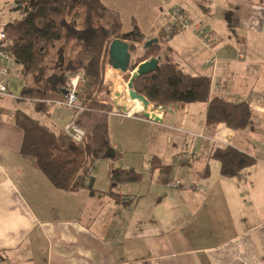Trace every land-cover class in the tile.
Returning <instances> with one entry per match:
<instances>
[{
    "label": "crops",
    "instance_id": "crops-1",
    "mask_svg": "<svg viewBox=\"0 0 264 264\" xmlns=\"http://www.w3.org/2000/svg\"><path fill=\"white\" fill-rule=\"evenodd\" d=\"M101 1L124 32L136 22L147 40L159 41L175 7L206 27L211 47L193 26L169 37L170 54L185 71L210 77L211 95L246 100L254 118L243 130L208 127L206 102L164 109L150 103L148 118L115 110L108 118L114 157L97 163L98 193L64 191L20 153L23 130L14 116L22 110L63 128L74 111L53 105L46 120L34 116L33 101L18 99L22 66L0 56L16 96H0V264H264V0ZM241 47L246 55L238 58ZM106 70L113 90L120 88L121 72ZM223 146L254 163L240 175H223L213 157ZM114 168L142 173L139 182L116 189L121 201L106 193ZM175 178L182 183L172 187Z\"/></svg>",
    "mask_w": 264,
    "mask_h": 264
},
{
    "label": "trees",
    "instance_id": "trees-1",
    "mask_svg": "<svg viewBox=\"0 0 264 264\" xmlns=\"http://www.w3.org/2000/svg\"><path fill=\"white\" fill-rule=\"evenodd\" d=\"M16 7L21 9L22 17L7 22L4 29L6 51L22 66L24 74L25 85L18 99L31 100L36 111L48 113L57 100L63 99V89L72 75L80 72L84 79L76 104L83 108L76 122L86 131L80 142L64 128L50 126L25 111L17 110L14 116L16 125L23 130L20 153L58 189L98 193L93 186L94 172L98 161L107 158L106 152L113 146L108 118L114 106L103 103L107 102L103 94L99 95L103 102L95 96L103 89L105 77L108 81L105 67L109 45L115 38L128 41L131 54H136L131 70L146 59L158 58V67L133 83L149 102L157 106L206 102L208 127L225 123L243 130L254 118V110L246 100L211 95L210 77L191 74L173 59L166 43L178 30L168 32L164 27L159 41L140 54L139 47L147 39L136 22L129 32H124L118 16L101 0H27ZM213 157L220 161L221 173L226 176L240 175L255 160L232 146L216 148ZM157 161L154 158L152 164ZM89 171L93 174L88 175ZM141 179L142 173L134 168H114L106 193L121 201L122 195L116 189Z\"/></svg>",
    "mask_w": 264,
    "mask_h": 264
},
{
    "label": "built area",
    "instance_id": "built-area-1",
    "mask_svg": "<svg viewBox=\"0 0 264 264\" xmlns=\"http://www.w3.org/2000/svg\"><path fill=\"white\" fill-rule=\"evenodd\" d=\"M27 0L21 1L19 4L17 3L16 6H22L23 4H26ZM169 22L166 25V30L168 32H171L173 30H178V31H184V30H189L192 29L193 21L189 17V15L184 12L182 9L179 7L173 8L169 13ZM195 34L198 37V39L206 46V47H211L212 44V38L210 35L209 30L204 27L201 24H195ZM8 46V40H7V35L4 29V25L0 24V56L3 58H13L7 51L6 47ZM238 58H243L246 55V49L241 47L238 50ZM208 63H215L216 58H212L207 60ZM8 75H9V68L7 66H0V96H7V97H12L15 98L16 96L10 91L9 86H8ZM82 73L77 72L74 75H72L66 82V87L65 90L66 92L64 93V97L61 100L56 101V105L58 106H66L71 109H74L75 114L74 117L71 121H69L63 128L64 131L75 141L80 142L83 140V138L86 135L85 129L80 126L76 122V117L77 114L80 110L83 108L78 107L77 108V94L79 91V83L82 81ZM123 114L126 115H131L130 112H125ZM183 159L181 155H179L176 160L179 162ZM93 174L92 171H89L88 175ZM181 180L180 179H171L169 180L168 184L172 187H177L181 185Z\"/></svg>",
    "mask_w": 264,
    "mask_h": 264
},
{
    "label": "water",
    "instance_id": "water-1",
    "mask_svg": "<svg viewBox=\"0 0 264 264\" xmlns=\"http://www.w3.org/2000/svg\"><path fill=\"white\" fill-rule=\"evenodd\" d=\"M158 42L157 38L149 39L144 43V47L148 48L152 43ZM109 65L113 68L120 70L121 72H126L131 69L132 63V54L129 49V42L121 39L115 38L109 45ZM158 67V58H150L138 63L133 69L132 74L127 82L128 95L130 98H138L143 102V104L147 107L151 102H149L143 94L138 93L134 87V80L138 77H141ZM65 93L66 90L63 89ZM116 96H121L119 92H116ZM159 106V105H158ZM164 109L165 106H159ZM143 117H150V113L147 111L139 113ZM106 157L113 158L114 150L113 148L108 149L106 152Z\"/></svg>",
    "mask_w": 264,
    "mask_h": 264
},
{
    "label": "rangeland",
    "instance_id": "rangeland-1",
    "mask_svg": "<svg viewBox=\"0 0 264 264\" xmlns=\"http://www.w3.org/2000/svg\"><path fill=\"white\" fill-rule=\"evenodd\" d=\"M17 2L16 0H0V24L1 25H5L7 22L12 21L16 18H18L19 16L22 15V12L19 8L16 7ZM168 22H169V16H167ZM166 27V26H165ZM185 31V30H184ZM176 37V35H174L172 38ZM144 45H141L140 47H142ZM139 53V52H138ZM136 56V54H132V59H134ZM107 66H109V63L106 64L105 67V74H106V69ZM122 74V80H119L122 84L120 88L114 89L113 90V86L111 85V83H108V81H106V77L104 78V87L101 91H99L98 93H96L95 99L99 102H103L99 100V95L100 94H105V95H110V99L108 102H103L106 104H110L111 106H114L113 109L114 111L116 110L119 113H127L130 112L131 114L133 113H141V112H137V111H130L127 109V105L125 103V98L129 97L128 95V89L126 86V83L128 82L131 74H132V70H128L126 72H121ZM83 78V76H82ZM123 81V82H122ZM84 86V79H82V81H80L79 83V90ZM116 90H121L119 93L121 94V96H116ZM114 96L116 98H114ZM114 98V99H113ZM120 99V101L118 102L117 100ZM116 101V102H115ZM161 106V105H160ZM149 105L147 106V110L148 111ZM33 111V115L40 117V119H45L46 120V115L43 113H38L34 110ZM75 114V111H74ZM66 125V124H65Z\"/></svg>",
    "mask_w": 264,
    "mask_h": 264
},
{
    "label": "bare ground",
    "instance_id": "bare-ground-1",
    "mask_svg": "<svg viewBox=\"0 0 264 264\" xmlns=\"http://www.w3.org/2000/svg\"><path fill=\"white\" fill-rule=\"evenodd\" d=\"M111 66V65H110ZM113 68V67H112ZM115 69V68H113ZM118 70V69H116ZM120 71V70H118ZM121 72V71H120ZM126 86H127V83H126ZM117 92H120L121 90H116ZM128 92V91H127ZM118 97V96H117ZM114 98H116L114 96ZM113 98V99H114ZM125 100V103H126V107L128 110L130 111H137V112H144L147 110V107L143 104V102L141 100H139L138 98H130V97H127L124 99ZM118 102L120 101V99L117 100ZM116 102V101H115Z\"/></svg>",
    "mask_w": 264,
    "mask_h": 264
}]
</instances>
